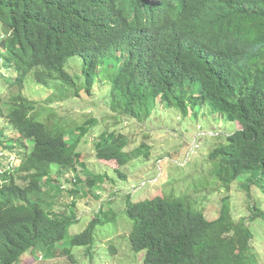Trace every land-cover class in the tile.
I'll use <instances>...</instances> for the list:
<instances>
[{"label": "trees", "instance_id": "obj_1", "mask_svg": "<svg viewBox=\"0 0 264 264\" xmlns=\"http://www.w3.org/2000/svg\"><path fill=\"white\" fill-rule=\"evenodd\" d=\"M1 67L13 73L1 72L0 79L20 92L7 110L0 98V115L16 132L8 141L0 128V155L19 148L21 162L0 174V264H30L36 246L60 243L79 220L74 202L69 213L56 214L43 197L59 189V180L49 187L54 169L59 176L83 165L77 146L94 121L77 126L73 142L61 126L38 121L40 112L31 114L38 100L23 93L30 74V84L62 83L74 95L79 81L87 92L97 79L107 81L110 111L139 122L157 100L174 103L183 115L189 105H209L238 122L241 128L208 153V178L218 183L208 191H229L237 181L255 199L251 216L235 219L228 195L213 217L197 210L186 191L128 197L129 243L145 252L143 264H262L254 243L262 240L255 228L264 226V0H0ZM127 141L122 132L106 130L95 143L97 159L114 162L121 178L122 166L150 151L144 142L128 150ZM83 175L87 189L70 192L97 199L94 189L105 187L107 174ZM115 216L100 205L70 246L88 247V254L95 227ZM59 255L73 259L69 249Z\"/></svg>", "mask_w": 264, "mask_h": 264}, {"label": "rangeland", "instance_id": "obj_2", "mask_svg": "<svg viewBox=\"0 0 264 264\" xmlns=\"http://www.w3.org/2000/svg\"><path fill=\"white\" fill-rule=\"evenodd\" d=\"M1 72L9 76L13 73L10 69L2 67ZM31 81L30 74L27 76V87L23 92L28 97L38 100L31 114L37 116L40 112L36 118L38 121L48 124L47 126L63 127L70 139L68 142H73L76 138L77 126L88 119H92L94 124L81 137L77 146L83 165L78 166L77 171L70 169L59 176L57 169L53 168L51 174L53 179L49 187L52 188V185H56V181L59 180L60 184L57 185L59 189L54 187L48 196L43 197L44 205H51L52 211L56 214L69 213L71 202H74L79 220L69 226L64 240L60 243L52 247L36 246L33 250L35 260L30 264H143L145 252L133 251L129 243L133 221L125 213L128 197L132 201H139L162 193L179 195L180 191H186L193 196L192 202L197 210L206 208L203 211L209 217H213L214 210L216 212L220 207L221 197L228 195L235 219L251 216L250 206L255 199L249 197L247 190L240 188L237 181L231 184L229 191L224 189L219 192L208 191L211 187L218 190L217 178L212 177L211 180L208 178L211 168L208 153L218 143H226L227 136L241 128L238 122L226 121L220 114L212 111L209 105H198L194 108L189 105L188 113L183 115L174 103L160 100L153 103L149 118L139 122L110 111L106 104L109 100L107 81L97 79V83L89 92L84 89L83 81H79L77 95H74L73 88L62 83L45 87L36 83L30 84ZM19 92L20 89L17 86L9 85L5 80L0 79V98L3 101L4 110L9 108L14 96ZM1 117L0 128H5L9 141L11 136L16 137V132L12 130L7 119ZM106 130L120 131L125 134L128 139L125 148L128 150L142 142L150 147L149 156L130 160L121 167L124 178H121L113 168L114 162L106 166L95 155V143L100 134ZM16 151L18 152L19 148ZM2 152L4 155H1L0 161L4 166L0 167L1 170L5 166L11 167L18 163V153L11 150ZM85 170L94 176L107 174L103 182L105 187L94 189L96 192L100 190L97 199L93 197L89 199L82 191L74 195L70 192L75 187L87 189L83 181V178H86L84 176L86 174L83 175ZM77 176L82 179L81 182L71 180ZM14 178L16 179L15 176ZM17 182L22 184L21 180ZM61 185L65 188L61 189ZM250 193L256 195V187L253 184L250 187ZM210 198L211 201L208 203ZM260 199L259 196L257 200L260 201ZM107 200L113 202H106ZM44 205L43 208L47 211ZM100 205L103 209H111L116 216L95 227L90 252L86 253L88 247L70 246V238L84 231ZM255 229L259 232L256 233L257 238L262 240L259 244L254 243V248L261 254V263L264 264V226H257ZM64 249H69L73 259L59 255ZM90 253L92 257L88 256ZM27 254L28 252L25 256Z\"/></svg>", "mask_w": 264, "mask_h": 264}, {"label": "clouds", "instance_id": "obj_3", "mask_svg": "<svg viewBox=\"0 0 264 264\" xmlns=\"http://www.w3.org/2000/svg\"><path fill=\"white\" fill-rule=\"evenodd\" d=\"M158 1H163V0H158ZM2 118V117H1ZM63 128V127H62ZM17 149V148H16ZM16 149H14V150H11V151H14L15 153H18V155L17 154H15V155H17L18 156V159H19V161H18V163L16 164V165H12L11 167L8 165V166H5V168L3 167L2 168V170L3 169H5V170H7V169H11L12 171L15 169V171L17 170V167L20 165V155H19V151L17 152L16 151ZM8 151H10V149L8 150ZM1 155H4V153H1ZM0 155V156H1ZM3 157V156H2ZM14 160V159H13ZM1 162V161H0ZM3 164H2V162L0 163V167L2 166ZM4 166V165H3ZM2 170L0 169V174H1V172H2ZM17 178V177H16Z\"/></svg>", "mask_w": 264, "mask_h": 264}]
</instances>
